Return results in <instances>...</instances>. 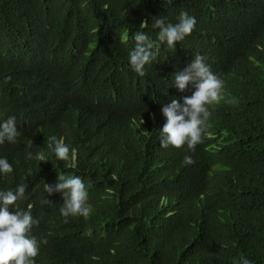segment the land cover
Returning a JSON list of instances; mask_svg holds the SVG:
<instances>
[{"label":"trees","instance_id":"obj_1","mask_svg":"<svg viewBox=\"0 0 264 264\" xmlns=\"http://www.w3.org/2000/svg\"><path fill=\"white\" fill-rule=\"evenodd\" d=\"M181 12L197 23L169 48L153 25ZM138 31L155 54L143 77L129 60ZM197 54L224 98L194 150L163 148L161 108L193 93L174 73ZM9 117L19 135L0 144L13 168L0 191L26 186L9 211L39 221L35 264H264V0H0V123ZM69 175L85 184L86 218L63 217L62 194L45 191Z\"/></svg>","mask_w":264,"mask_h":264},{"label":"clouds","instance_id":"obj_2","mask_svg":"<svg viewBox=\"0 0 264 264\" xmlns=\"http://www.w3.org/2000/svg\"><path fill=\"white\" fill-rule=\"evenodd\" d=\"M196 23L195 17L181 12L175 24L166 23L161 17L155 20L153 27L159 29L158 40L167 47L174 48L177 42L192 33ZM140 26L146 27L147 22H142ZM134 40L135 47L129 53L130 65L135 73L143 77L145 66L155 59V54L151 51L153 44L143 31L136 32ZM204 61L205 57L197 54L187 67L174 73V87L183 92L191 83L195 90L190 96H185L182 103L172 99L170 103L162 106L161 112L166 117V123L160 130V146L163 148L169 146L181 148L186 144L190 150H194L195 146L202 142L206 131V123L210 116L209 106L219 103L224 98L222 95L224 81L212 73ZM18 135L15 117H9L0 123V144L5 141L15 143ZM48 148L58 160L69 161L70 149L62 138L49 137ZM32 158L30 155L29 159ZM35 159L44 160V153H37ZM72 159H75L74 150ZM184 163H192L191 157L185 156ZM68 166L75 167L74 163H69ZM12 171V165L8 160L0 158V174L7 175ZM59 180L60 183L55 187L45 184L44 188L49 195L53 192L62 194L63 205L60 214L65 218L88 217L91 206L87 203L88 193L82 179L69 175L59 176ZM25 190L26 186L21 184L14 191H0V264H35V257L40 254V244H47L46 239L38 241L35 236L30 235L33 226L39 224L30 210L14 213L9 211V206H13L24 197ZM43 203L50 204L52 201L46 198ZM241 264H249V261L241 257Z\"/></svg>","mask_w":264,"mask_h":264}]
</instances>
